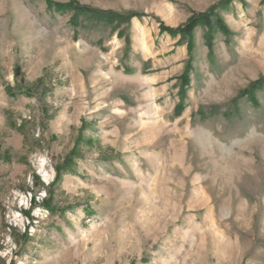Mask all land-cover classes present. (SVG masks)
Masks as SVG:
<instances>
[{
    "label": "rangeland",
    "instance_id": "obj_1",
    "mask_svg": "<svg viewBox=\"0 0 264 264\" xmlns=\"http://www.w3.org/2000/svg\"><path fill=\"white\" fill-rule=\"evenodd\" d=\"M0 264H264V0H0Z\"/></svg>",
    "mask_w": 264,
    "mask_h": 264
},
{
    "label": "trees",
    "instance_id": "obj_2",
    "mask_svg": "<svg viewBox=\"0 0 264 264\" xmlns=\"http://www.w3.org/2000/svg\"><path fill=\"white\" fill-rule=\"evenodd\" d=\"M76 10L78 12H82V13L93 12L92 10H90L88 8H84V7H77ZM103 16H104V18H108L107 17L108 16L107 14H103ZM204 18L206 19L207 16H204L203 19ZM197 24H199V22L196 21V19H194V20H191L187 26L180 27V28H178L176 30L170 29V28H167V27H163L162 28V31H166V32L170 33L172 36H175L177 34L187 35V34H189L196 27Z\"/></svg>",
    "mask_w": 264,
    "mask_h": 264
}]
</instances>
